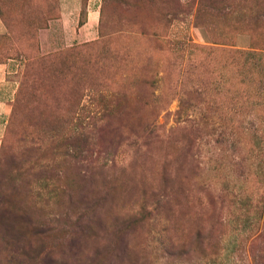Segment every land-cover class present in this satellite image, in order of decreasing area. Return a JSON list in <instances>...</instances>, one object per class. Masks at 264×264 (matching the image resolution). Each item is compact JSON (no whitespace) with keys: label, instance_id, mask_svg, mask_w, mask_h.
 <instances>
[{"label":"rangeland","instance_id":"obj_1","mask_svg":"<svg viewBox=\"0 0 264 264\" xmlns=\"http://www.w3.org/2000/svg\"><path fill=\"white\" fill-rule=\"evenodd\" d=\"M67 2L0 0V264H264V0Z\"/></svg>","mask_w":264,"mask_h":264},{"label":"crops","instance_id":"obj_2","mask_svg":"<svg viewBox=\"0 0 264 264\" xmlns=\"http://www.w3.org/2000/svg\"><path fill=\"white\" fill-rule=\"evenodd\" d=\"M67 1L64 0V3L69 4ZM12 66L13 62L11 59L7 62L0 63V115L8 112L10 108L9 104L16 91V86L13 85V80L9 75V70Z\"/></svg>","mask_w":264,"mask_h":264}]
</instances>
